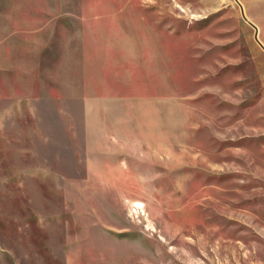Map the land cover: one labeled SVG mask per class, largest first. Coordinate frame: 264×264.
Masks as SVG:
<instances>
[{
    "label": "rangeland",
    "instance_id": "obj_1",
    "mask_svg": "<svg viewBox=\"0 0 264 264\" xmlns=\"http://www.w3.org/2000/svg\"><path fill=\"white\" fill-rule=\"evenodd\" d=\"M245 18L0 0V264H264V34Z\"/></svg>",
    "mask_w": 264,
    "mask_h": 264
},
{
    "label": "crops",
    "instance_id": "obj_2",
    "mask_svg": "<svg viewBox=\"0 0 264 264\" xmlns=\"http://www.w3.org/2000/svg\"><path fill=\"white\" fill-rule=\"evenodd\" d=\"M241 11L252 21L256 33L264 34V0H239Z\"/></svg>",
    "mask_w": 264,
    "mask_h": 264
},
{
    "label": "water",
    "instance_id": "obj_3",
    "mask_svg": "<svg viewBox=\"0 0 264 264\" xmlns=\"http://www.w3.org/2000/svg\"><path fill=\"white\" fill-rule=\"evenodd\" d=\"M242 16H243L244 19H246L245 16H244V14H243V12H242ZM252 26H253V28L255 29V39L257 40L256 28H255L254 25H252ZM260 46L264 49V47H263L262 45H260Z\"/></svg>",
    "mask_w": 264,
    "mask_h": 264
}]
</instances>
